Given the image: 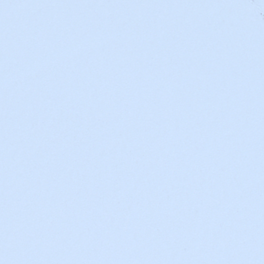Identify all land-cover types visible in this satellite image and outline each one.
I'll return each instance as SVG.
<instances>
[{
    "label": "snow or ice",
    "instance_id": "snow-or-ice-1",
    "mask_svg": "<svg viewBox=\"0 0 264 264\" xmlns=\"http://www.w3.org/2000/svg\"><path fill=\"white\" fill-rule=\"evenodd\" d=\"M0 264H264V0H0Z\"/></svg>",
    "mask_w": 264,
    "mask_h": 264
}]
</instances>
